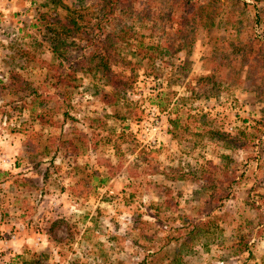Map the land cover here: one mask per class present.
Masks as SVG:
<instances>
[{
	"label": "rangeland",
	"instance_id": "1",
	"mask_svg": "<svg viewBox=\"0 0 264 264\" xmlns=\"http://www.w3.org/2000/svg\"><path fill=\"white\" fill-rule=\"evenodd\" d=\"M55 1L0 0V264H264V0ZM69 12L153 57L117 106Z\"/></svg>",
	"mask_w": 264,
	"mask_h": 264
},
{
	"label": "trees",
	"instance_id": "2",
	"mask_svg": "<svg viewBox=\"0 0 264 264\" xmlns=\"http://www.w3.org/2000/svg\"><path fill=\"white\" fill-rule=\"evenodd\" d=\"M52 1L56 2L55 0ZM124 9L125 6H122L121 1L119 0V2L110 4L107 14L104 15L103 13L102 17H107V21L109 22L116 13H122ZM68 15L69 16L64 20L70 25V27L68 26L64 32V34H67L66 37L64 36L62 40H58V45L52 46L55 58L60 59L59 66L61 67L62 62L66 60V49L69 43L73 42L70 41L72 38L74 41H82L80 37L83 36L84 40H87L88 44L92 47V50L87 57L76 62L75 65L77 67L76 70L72 71L73 74H71L70 71L68 73L62 72L60 74L61 79H59V83H63L64 88L69 87L70 81L75 79V73L77 71L82 74H98L103 80L104 85L110 88V92L103 95L104 101L110 106H117L121 100H124L128 91L132 89L136 81V71L140 67L138 64H140L142 60H148L151 62V60L153 61V57L148 54V49L145 50L144 48L136 47V40H132V35L128 34L131 27L127 24H121V26L115 30H110L105 34H96L95 37H93L95 29H100L101 22L95 26L92 25L89 27L90 20H85V23L87 24L85 27L88 31L83 32L84 28L78 27V24L75 21L76 19L70 17L73 16V14L69 12ZM101 20L103 19L101 18ZM60 22L62 21L60 20L57 23ZM49 31L51 32L52 30L49 29ZM91 32L92 37L89 38ZM52 33L55 34V31ZM57 38L60 39L58 34ZM126 48H130V50L127 53H123L122 49ZM73 66L71 65L70 68H74ZM157 106L161 112L166 109L161 103L157 104ZM172 123L175 126L177 125V121H173ZM106 181L107 179H102L99 183L104 184ZM94 188L95 187H93V189ZM191 227V231L185 234L182 245L191 242L193 236H195L194 234L198 233L197 230L199 226L193 224ZM141 264H144V262Z\"/></svg>",
	"mask_w": 264,
	"mask_h": 264
}]
</instances>
